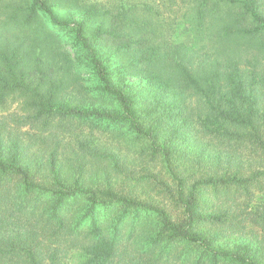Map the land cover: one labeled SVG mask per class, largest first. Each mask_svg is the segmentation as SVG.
I'll return each mask as SVG.
<instances>
[{
  "label": "trees",
  "instance_id": "trees-1",
  "mask_svg": "<svg viewBox=\"0 0 264 264\" xmlns=\"http://www.w3.org/2000/svg\"><path fill=\"white\" fill-rule=\"evenodd\" d=\"M0 264H264V0H0Z\"/></svg>",
  "mask_w": 264,
  "mask_h": 264
},
{
  "label": "rangeland",
  "instance_id": "rangeland-1",
  "mask_svg": "<svg viewBox=\"0 0 264 264\" xmlns=\"http://www.w3.org/2000/svg\"><path fill=\"white\" fill-rule=\"evenodd\" d=\"M175 35H176L178 40H180V41H182V42H184L186 44H191L193 42V35H192V32L190 31V28H189V26L187 24H181L177 28V31H176ZM19 105H20V102L16 99V100H8L7 103L5 105H3V107L4 108L6 107L7 111L11 112L13 110H17L20 107ZM81 130H83L84 134H87L89 136H93V138L96 139V141L99 140L98 141L99 143H106L107 145H110V146L116 147V148L120 147V145L116 144L111 139L110 136L106 135L105 132L104 133H100L98 131V129H94V131H89V129L86 128V127H84ZM79 133H81V132L79 131V129H77V130H74V133L73 132H69V133H67V135L69 134L70 138H72L73 136H75L76 134H79ZM68 137L69 136H67L66 139H68ZM69 139L66 140L65 143L69 142ZM137 167L134 168L136 171H138Z\"/></svg>",
  "mask_w": 264,
  "mask_h": 264
}]
</instances>
